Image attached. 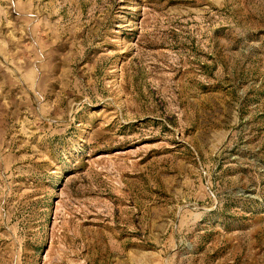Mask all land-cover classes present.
<instances>
[{
    "label": "rangeland",
    "instance_id": "rangeland-1",
    "mask_svg": "<svg viewBox=\"0 0 264 264\" xmlns=\"http://www.w3.org/2000/svg\"><path fill=\"white\" fill-rule=\"evenodd\" d=\"M0 264H264V0H0Z\"/></svg>",
    "mask_w": 264,
    "mask_h": 264
}]
</instances>
